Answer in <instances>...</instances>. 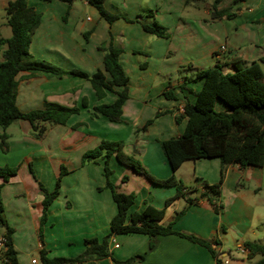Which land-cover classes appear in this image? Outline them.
Masks as SVG:
<instances>
[{
	"label": "crops",
	"instance_id": "0c3cea01",
	"mask_svg": "<svg viewBox=\"0 0 264 264\" xmlns=\"http://www.w3.org/2000/svg\"><path fill=\"white\" fill-rule=\"evenodd\" d=\"M9 1L0 0L3 38L11 34L4 11ZM212 2L104 0L108 11L121 15L108 23L86 0L70 5L59 0H27L41 14V20L26 61L43 60L64 70L75 68L91 74L103 69L99 46L110 42L121 50L118 59L128 76V97L122 105L121 121L113 122L95 114L93 108L113 102L117 97L114 91L106 90L98 97L89 80L80 76H45L27 70L16 75L15 102L20 110L56 104L78 108L62 124L43 123L45 131L40 138L25 119L5 129L7 149L0 147V167L15 172L3 183L1 196L6 222L14 229L12 240L20 264H41L42 248L49 257H74L85 249V239H101L109 233L117 205L105 187L103 160L85 165L80 162L81 155L103 139L124 140V152L138 160L151 176L166 179L174 174L186 187L197 190L188 192L190 198L199 196L204 182L219 185L215 198L221 205L218 212L205 197L188 204L179 196L167 205L166 200L176 194L175 185L157 184L111 156V182L119 186V191L135 194L128 215L147 205L163 209V225L172 222L174 230L207 240L222 264H252L261 258L259 254L250 255L244 242L264 243V162L245 167L228 163L222 178L218 157L186 160L173 171L159 144V140L178 136L184 130L186 119L177 122L175 115L182 113L186 101H195L203 83L202 78H194L198 70L219 64L223 72L231 73L236 61H257L264 74V0H220L216 8H230L232 16L219 18H211ZM148 10L167 27V36L156 37L143 29L137 19ZM221 45L225 49L216 57ZM165 92L173 97L165 96ZM216 108H223L220 101ZM162 110L170 112L136 135V128ZM61 164L68 172L59 195L48 208L41 241L38 231L43 192L39 183L53 190ZM124 176L127 180L122 182ZM180 211L182 214L175 218ZM150 241L143 233L113 234L108 238L111 255L97 259L95 264H116L113 258L124 261L135 254H141L142 260L132 264H215L207 247L186 237L159 234L153 237L151 246ZM0 264H4L1 258Z\"/></svg>",
	"mask_w": 264,
	"mask_h": 264
},
{
	"label": "trees",
	"instance_id": "16d2710c",
	"mask_svg": "<svg viewBox=\"0 0 264 264\" xmlns=\"http://www.w3.org/2000/svg\"><path fill=\"white\" fill-rule=\"evenodd\" d=\"M51 1V0H45ZM70 5L74 0H59ZM94 6L100 15L112 23L121 17L118 13L108 11L104 6V0H86ZM220 0H213L211 18L222 16L231 17L230 8L217 9ZM243 0H233V3ZM6 24L11 34L7 38L0 35V147L3 151L7 149L8 134L5 132L7 126L18 119L27 120L37 137H42L45 131L43 123L62 124L67 118L78 111L76 106L66 107L62 105L46 106L43 109L22 111L15 102L17 81L16 75L27 70L33 73H42L45 76L73 75L86 78L91 83L98 97H102L106 90L114 91L116 99L110 103H101L94 106L95 114H101L109 121L117 122L121 119L122 105L128 97V76L119 62L121 50L114 47L110 42L103 43L99 49L103 51V69L88 74L83 70H64L51 65L43 60L26 61L30 56L29 44L33 33L38 27L41 14L27 3V0H11L5 9ZM154 14L148 10L145 14L138 16L143 29L156 37H165L168 34L167 27L154 19ZM66 17H64L65 19ZM126 20H130L125 17ZM86 39V37H85ZM263 60V58H261ZM234 71L225 73L219 64L211 68L198 70L194 78H202L201 88L196 92L194 102L186 101L183 104L181 114L175 115L177 122L186 119L184 130L178 135L168 139L159 140L160 147L168 159L171 169L175 171L186 160L198 158L218 157L221 162L220 175L223 176L224 167L228 163H237L241 167L259 166L264 162V74L257 61H236L233 63ZM119 88V89H115ZM165 96L173 97L171 92H165ZM220 101L222 109L216 108V102ZM170 111H157L155 118L162 113ZM153 122L149 119L141 128L145 131L147 126ZM115 155L122 164L132 168L135 172L144 174L151 181L161 185H175V196L168 198L169 205L176 197L183 196L188 204L197 202L198 197L207 198L218 212L221 208L215 198L219 194V185L203 183L199 196L190 198L188 192L197 191L189 189L181 181L171 174L166 179H157L151 176L144 166L132 156L123 151L120 141L103 139L94 148L84 152L81 156V164L96 161L103 157L105 161V187L109 188L112 198L117 205V211L109 222L110 231L101 239L96 237L84 240L85 249L74 257L47 256L45 249L40 250L41 264H73L89 261L95 264L97 259L111 255L108 247V238L113 234L143 233L153 239L156 235L177 234L189 240L207 247L215 257V264H222L211 248L210 243L193 235H186L173 229L172 222L163 225L161 220L164 210L147 205L141 211L127 214L129 207L135 200V194L123 193L110 181L111 169L108 167V158ZM14 169L0 167V236L4 238V248L0 258L4 264H20L17 252L13 245L12 234L14 229L10 227L4 216V206L1 196L3 183L14 174ZM66 172V171H64ZM62 170L58 175L53 190L48 191L41 183L39 187L43 192L42 214L38 237L43 239V224L47 219V211L52 201L59 195V186ZM123 181L127 177L122 178ZM180 211L175 218L182 214ZM150 241V246L152 242ZM244 248L250 255L259 254L261 258L252 264H264V243L244 242ZM134 260H142L141 254H135L124 261L113 258L116 264H132Z\"/></svg>",
	"mask_w": 264,
	"mask_h": 264
},
{
	"label": "rangeland",
	"instance_id": "374dc122",
	"mask_svg": "<svg viewBox=\"0 0 264 264\" xmlns=\"http://www.w3.org/2000/svg\"><path fill=\"white\" fill-rule=\"evenodd\" d=\"M75 1V0H74ZM8 29L7 30H10L9 29V27H7ZM82 41H83V43H85V38L83 37L82 38ZM67 76H69L68 74H66ZM222 104V103H221ZM157 112V111H156ZM162 114H164V113H162ZM161 114V115H162ZM155 116V115H154ZM154 116H152L150 119H153V122L156 120V118L154 117ZM160 116V115H159ZM158 116V117H159ZM120 121H121V119H120ZM148 121V120H147ZM146 121V122H147ZM117 122H119V121H117ZM145 122V123H146ZM152 122V123H153ZM151 123V124H152ZM150 125V124H149ZM141 132H143L142 130H140L139 128H136L135 129V133H136V135H138L139 133H141ZM106 140H110V139H106ZM110 141H112V140H110ZM116 141H120L122 144H123V148H124V140H116ZM124 151V150H123ZM82 156V155H81ZM112 156H114L115 158H116V156L115 155H112ZM131 156V155H130ZM111 157V156H110ZM110 157L108 158V167L111 169V167H110V165H109V159H110ZM103 160V174H104V177H105V161H104V158L103 157H98L97 159H96V161H98V160ZM117 159V158H116ZM96 161H89V162H86V163H84V164H81V165H85V164H87V163H90V162H96ZM117 161L119 162V160L117 159ZM81 162V161H80ZM119 163H121V162H119ZM122 164V163H121ZM61 170L64 172V171H66V172H64L62 175H61V179H60V185H61V183H62V180H63V176L68 172V169H67V166L65 165V164H61L60 165V168H59V172H58V175L60 174V172H61ZM111 173H112V170H111ZM13 175V174H12ZM58 175H57V177H56V179H55V183H56V180H57V178H58ZM111 175V174H110ZM144 175V174H143ZM109 179H110V176H109ZM110 181H111V179H110ZM105 182H106V177H105ZM122 182H124V181H122ZM114 184V183H113ZM115 186H116V188L117 189H119V186H117L116 184H114ZM54 187H55V184H54ZM54 189V188H53ZM59 189H60V186H59ZM42 191V190H41ZM68 204V203H67ZM42 233H43V231H42Z\"/></svg>",
	"mask_w": 264,
	"mask_h": 264
},
{
	"label": "built area",
	"instance_id": "2783aa9c",
	"mask_svg": "<svg viewBox=\"0 0 264 264\" xmlns=\"http://www.w3.org/2000/svg\"><path fill=\"white\" fill-rule=\"evenodd\" d=\"M224 49H225V46L223 45L219 46V48H217V50L215 51V56L218 57V55L222 53ZM115 246H118V245L115 244ZM3 248H4V238L0 236V254L2 253ZM31 262L35 263L36 260L32 259Z\"/></svg>",
	"mask_w": 264,
	"mask_h": 264
}]
</instances>
